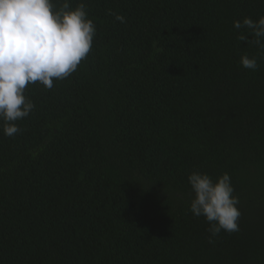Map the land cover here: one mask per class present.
<instances>
[{"label": "trees", "instance_id": "trees-1", "mask_svg": "<svg viewBox=\"0 0 264 264\" xmlns=\"http://www.w3.org/2000/svg\"><path fill=\"white\" fill-rule=\"evenodd\" d=\"M83 2L87 57L0 121V264H264V49L233 24L264 0ZM194 171L230 175L238 232L209 243Z\"/></svg>", "mask_w": 264, "mask_h": 264}, {"label": "clouds", "instance_id": "clouds-1", "mask_svg": "<svg viewBox=\"0 0 264 264\" xmlns=\"http://www.w3.org/2000/svg\"><path fill=\"white\" fill-rule=\"evenodd\" d=\"M115 19L125 22L120 14ZM233 24L248 31L264 49V16L256 21L244 17ZM95 34L96 25L83 0L74 8L69 0L60 7L53 0H0V121L6 136L19 133L16 122L35 108L25 96L26 87L39 82L51 89L54 80L69 77L91 51ZM237 39L248 42L243 32ZM240 63L249 70L258 68L257 59L247 54ZM188 181L194 192L190 211L209 223V243L222 231L240 230L239 198L227 172L214 181L207 173L194 171Z\"/></svg>", "mask_w": 264, "mask_h": 264}]
</instances>
